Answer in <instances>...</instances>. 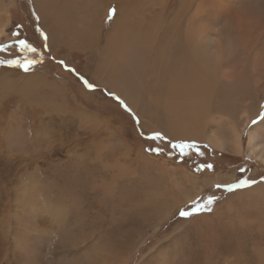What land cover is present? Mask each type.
<instances>
[{"label": "rangeland", "instance_id": "374dc122", "mask_svg": "<svg viewBox=\"0 0 264 264\" xmlns=\"http://www.w3.org/2000/svg\"><path fill=\"white\" fill-rule=\"evenodd\" d=\"M180 1L166 0L164 24ZM216 6L220 21L223 7ZM35 7V0H0V264H256L264 253V205L243 206L234 196L264 183V165L146 131L135 106L87 78L89 58L102 59L115 4L103 15L99 45L82 54L54 48ZM150 8L138 2L129 29H138L141 17L147 28ZM262 8L233 10L231 18L263 22ZM37 74L47 83L26 85L25 77ZM260 119L245 125L244 148ZM259 133L264 139V127ZM221 173L235 174L225 185L241 186L202 188L200 178Z\"/></svg>", "mask_w": 264, "mask_h": 264}, {"label": "bare ground", "instance_id": "6f19581e", "mask_svg": "<svg viewBox=\"0 0 264 264\" xmlns=\"http://www.w3.org/2000/svg\"><path fill=\"white\" fill-rule=\"evenodd\" d=\"M148 1L150 25L146 28L147 17H141L139 28L129 29V11L144 0H109L108 7L115 4L116 16L105 38L102 59L96 62L95 56L90 57L86 75L98 87L119 94L128 106H135L131 111L140 116L144 130L162 131L173 140L207 143L217 150L247 155L264 165V139L259 138L264 127V21L258 17L246 21L231 18L233 10L241 14L248 4V15L253 6L260 11L264 0H181L166 24V0ZM35 2L51 45H69L82 51L99 45L108 0ZM219 2L223 9H219L220 21H216ZM77 10L80 16L75 15ZM25 83L44 85L47 81L37 74L27 75ZM154 108L160 109V119L153 114ZM242 114L245 120H241ZM257 117L261 119L250 130L244 148L243 129ZM214 125L216 130L212 129ZM227 125L231 134L224 138ZM227 178L234 181L235 174H207L200 179L202 188H206ZM234 197L243 206L251 202L264 205V183L238 191ZM259 228L264 230L262 225ZM144 239L132 249L134 252ZM256 264H264V253Z\"/></svg>", "mask_w": 264, "mask_h": 264}, {"label": "crops", "instance_id": "0c3cea01", "mask_svg": "<svg viewBox=\"0 0 264 264\" xmlns=\"http://www.w3.org/2000/svg\"><path fill=\"white\" fill-rule=\"evenodd\" d=\"M80 14V12L77 10V11H75V15H79ZM36 15H37V18H38V15H40V13L38 12V10H36ZM80 16V15H79ZM70 22V21H69ZM88 21H86L85 22V24L87 23ZM84 24V23H83ZM39 25H40V27H41V29H43V31L45 32V34H46V36H47V32H46V30L43 28V23H42V20L40 19V17H39ZM49 43V42H48ZM61 45V44H60ZM59 44L58 45H55L54 47H57V46H60ZM61 47V46H60ZM66 48H69V49H67V50H72V51H74V52H76V51H78L77 53L78 54H82V52H84L85 50H81V49H77V48H73V47H70L69 45L68 46H65ZM61 48H63V47H61ZM88 51V50H87ZM80 52V53H79ZM88 79H89V77H87ZM90 80V79H89ZM91 82V81H90ZM92 86H95V85H93L92 83H90ZM102 88V87H101ZM104 88V87H103ZM105 89V88H104ZM102 90V89H101ZM121 97V96H120ZM120 100L121 101H123L124 102V98L123 97H121L120 98ZM127 107V106H126ZM128 108V107H127ZM142 130V129H141ZM143 131V130H142ZM145 134H147V135H150V134H148V133H146L145 131H143ZM168 138V137H167ZM169 140H171V139H169ZM171 141H181V139L180 140H171ZM186 142H189V143H192V141H189V140H187ZM193 143H195V142H193ZM176 171V170H175ZM174 171V172H175ZM214 175H218V174H214ZM220 175V174H219ZM225 181L227 182V181H232V180H230V179H225ZM225 181L224 182H221V184H217V185H225ZM232 182H234V181H232ZM231 182V183H232ZM223 183V184H222ZM228 183V182H227ZM226 183V184H227ZM230 184V183H229ZM216 185V186H217ZM251 188H253V187H251ZM203 189H205V188H203Z\"/></svg>", "mask_w": 264, "mask_h": 264}, {"label": "snow or ice", "instance_id": "6c2138e0", "mask_svg": "<svg viewBox=\"0 0 264 264\" xmlns=\"http://www.w3.org/2000/svg\"><path fill=\"white\" fill-rule=\"evenodd\" d=\"M21 44H24V46L26 47V48H28V45H26L23 41H21ZM29 50L30 51H36L34 48H29ZM29 63H35V61H29ZM87 83V82H86ZM89 87H92V85H88ZM209 167H211V166H209ZM251 183H254V181H244L243 182V184L244 185H248V184H251ZM241 185H225L224 187H227L228 188V190H232L233 188H236V187H240ZM217 187H220V185H217ZM213 197H210L209 198V203H212V201H213ZM189 215H191V213H189V212H181V216H185V217H187V216H189Z\"/></svg>", "mask_w": 264, "mask_h": 264}]
</instances>
